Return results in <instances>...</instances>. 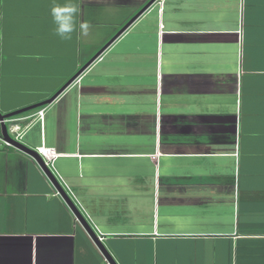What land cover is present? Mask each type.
Listing matches in <instances>:
<instances>
[{"label": "crops", "instance_id": "0c3cea01", "mask_svg": "<svg viewBox=\"0 0 264 264\" xmlns=\"http://www.w3.org/2000/svg\"><path fill=\"white\" fill-rule=\"evenodd\" d=\"M152 1L78 0L95 27L62 40L53 0H0V112L65 87L19 114L22 143L56 150L118 264H264V0L141 13ZM0 264H110L36 159L3 142Z\"/></svg>", "mask_w": 264, "mask_h": 264}, {"label": "water", "instance_id": "95a60500", "mask_svg": "<svg viewBox=\"0 0 264 264\" xmlns=\"http://www.w3.org/2000/svg\"><path fill=\"white\" fill-rule=\"evenodd\" d=\"M156 0H153L151 3H149V5H147L142 11L144 12L147 8H149V6ZM140 13V14H141ZM136 18L132 19V21H130L127 25H125V27L119 31V33L116 35V37H118L124 30H126L128 28V26L135 20ZM116 37L111 40L110 43H108L101 51H99L90 61L89 63L83 67L82 69H80L75 77L73 79H71L69 81V83L73 82V80H75L78 76H80L82 74V72L89 67L97 58L98 56L116 39ZM65 88V87H64ZM61 89V91H59L57 94H55L53 97H51L48 100H45L43 102L28 106V107H24L21 109H17L15 111H11L9 113H1L0 112V126H1V134L4 137L5 140L9 141L11 143L12 146H14L17 149H20L22 151H25L27 153H29L30 155H32L37 163L39 164V166L42 168V170L44 171V173L46 174V176L52 181L53 185L55 186V188L59 191L60 195L63 197V199L66 201V203L69 205V207L71 208V210L73 211V213L76 215V217L78 218V221L85 227V229L88 231V233L91 235V237L93 238V240L95 241V243L97 244V246L99 247V249L102 251V253L105 255V257L107 258V260L109 261L110 264H118L117 261L113 258L112 254L110 253V251L108 250V248L105 246V244L99 240L96 232L94 231V229L91 227V225L88 223V221L86 220V218L84 217V215L81 213L80 209L76 206V204L73 202V200L71 199V197L66 193V191L64 190V188L62 187L61 183L58 181V179L56 178V176L53 174V172L45 165V163L43 162V160L41 159L40 155L37 153V151L35 149H29L28 147H26L22 141H16L14 140L8 131V126L7 124L3 121L5 118H9V117H14L16 115L25 113L27 111H30L32 109H35L37 107H40L42 105L45 104H49L51 102H53L57 96L64 90Z\"/></svg>", "mask_w": 264, "mask_h": 264}, {"label": "clouds", "instance_id": "9594fccd", "mask_svg": "<svg viewBox=\"0 0 264 264\" xmlns=\"http://www.w3.org/2000/svg\"><path fill=\"white\" fill-rule=\"evenodd\" d=\"M80 5L78 0H53L50 15L54 25V34L62 40H71L73 33L79 29L82 38H89L95 25L88 19L80 18Z\"/></svg>", "mask_w": 264, "mask_h": 264}, {"label": "built area", "instance_id": "2783aa9c", "mask_svg": "<svg viewBox=\"0 0 264 264\" xmlns=\"http://www.w3.org/2000/svg\"><path fill=\"white\" fill-rule=\"evenodd\" d=\"M157 1H159L160 3H163L164 0H157ZM78 79L80 80V78H78ZM44 112H45L44 108L39 109L36 112V116H38V119L43 121ZM27 118L28 117H19V115H16L14 117L5 118L3 120L8 126V131H9L10 136L14 140L22 141L23 136H24L25 131H26V128L28 127V125L30 123L27 126H23L21 122H22L23 119H27ZM0 123H1V121H0ZM0 142H3L5 144H7V145H11V143L9 141L4 139V137L2 136L1 133H0ZM35 150L40 155V157L43 160V162L45 163V165L53 172V174L59 180L60 176L59 177L57 176L58 173H57V170H56V167H55V161H56V159L58 157V153L56 152V150L53 147H47L45 145L38 146V147L35 148ZM70 197L73 200V197L71 195H70ZM76 204H78L77 201H76ZM93 229L96 232L99 240L100 241H104L105 236L100 231V229H98L97 227H93Z\"/></svg>", "mask_w": 264, "mask_h": 264}, {"label": "rangeland", "instance_id": "374dc122", "mask_svg": "<svg viewBox=\"0 0 264 264\" xmlns=\"http://www.w3.org/2000/svg\"><path fill=\"white\" fill-rule=\"evenodd\" d=\"M0 131H1V126H0Z\"/></svg>", "mask_w": 264, "mask_h": 264}]
</instances>
